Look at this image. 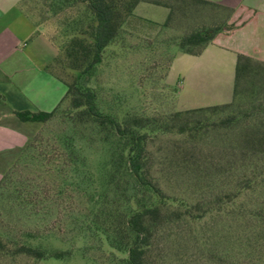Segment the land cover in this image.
<instances>
[{"label":"rangeland","instance_id":"1","mask_svg":"<svg viewBox=\"0 0 264 264\" xmlns=\"http://www.w3.org/2000/svg\"><path fill=\"white\" fill-rule=\"evenodd\" d=\"M46 4L45 0H25L34 21L42 25L61 51L86 26L90 16L82 3L56 15L46 13ZM167 13L164 6L139 2L125 18L119 39L105 50L102 63L84 80L96 91L104 112L118 118L136 113L164 119L176 111L225 102L227 92L230 99L233 84L227 85L228 69L196 83L190 72L193 65L177 61L168 77L171 57L184 55L177 48L178 37L192 28L211 25L226 13L208 7L177 11L165 27ZM227 23H232L231 19ZM61 57L62 54L53 63V69L70 83L77 72L68 68ZM67 106L68 98L58 111ZM65 120L58 113L43 125L32 122L39 125L37 133L42 135V142L34 153L23 155L13 171L16 177H21L20 189L29 186L34 190L35 194L29 197L34 199L35 206H18V198L11 193L16 185L9 181L6 188H0V237L10 245L28 242L47 251L58 249L68 254L63 258L35 260L0 252V264H109L124 256L108 245L104 235L81 223L88 198L64 184L58 172L59 167L66 168L64 158L59 157L63 154L57 148V137L67 127ZM175 130L158 132L148 144L151 177L165 191L172 208L182 206L181 201L192 204L213 200L222 189L220 183L232 189L236 178L250 170L251 167L246 168L243 173L244 166L239 167L236 178L195 176V164L209 163L210 155L221 146L219 135L216 133L214 137L216 131L210 128L208 133L204 132L208 136L198 134L190 139ZM84 152L87 164L96 166L99 154L87 147ZM60 188L64 192L58 195ZM255 211L264 216V177L253 190L242 193L220 212L213 210L200 220L183 219L165 226L153 240L151 259L158 264H264V226L251 217Z\"/></svg>","mask_w":264,"mask_h":264},{"label":"trees","instance_id":"2","mask_svg":"<svg viewBox=\"0 0 264 264\" xmlns=\"http://www.w3.org/2000/svg\"><path fill=\"white\" fill-rule=\"evenodd\" d=\"M141 1L168 8L165 27L177 11L184 13L188 9L208 7L226 13L223 19L211 25H201L183 32L176 45L185 54L199 55L218 33L228 32L234 27L233 23H227L234 12L233 8L210 0H45L48 14L56 15L82 3L90 16L86 26L69 39L63 50L58 48L53 61H58L62 54L67 67L77 74L70 83H66L56 74L51 63L47 70L66 86L61 100L50 111L15 112L21 121L39 122L42 125L58 113L66 118L64 122L67 127L57 137V148L63 154L59 157L64 158L66 168L61 166L58 172L64 184L73 186L88 198L86 210L80 216L85 228L101 233L110 247L124 253L122 258L109 264H158L151 259L150 252L153 240L161 229L183 219L200 220L213 210L220 212L223 206L231 204L242 193L253 190L264 177L263 61L242 53L236 55L229 102L176 111L164 119L136 113L118 118L101 109L96 91L84 80L102 63L105 50L119 39L125 18ZM173 58L174 55L169 66ZM66 98L68 106L58 111ZM174 128L177 133L187 134L190 139L198 134L208 136L204 132L208 133L210 128L216 131L212 134L214 137L216 133L220 137L218 142L221 146L210 155V162L195 164V176L236 178L239 167L244 166L243 173H246V168L251 167L250 170L245 176L236 178L232 189L228 188V184L220 183L222 189L213 200H199L192 204L181 201L182 206L172 208L165 191L151 177L148 144L153 135ZM41 142L42 135L36 133L0 180L1 189L7 187L8 181L16 185L11 193L18 198L20 207H34V199L29 196L35 192L29 186L19 188L21 177H16L13 169L23 155L34 153ZM86 147L90 152L99 154L94 167L87 164ZM63 192L62 188L57 191L58 195ZM251 217L264 226V216L259 211L252 213ZM0 252L11 257L22 255L35 260L63 258L68 254V251L58 249L47 251L40 245L28 242L10 245L2 237Z\"/></svg>","mask_w":264,"mask_h":264},{"label":"crops","instance_id":"3","mask_svg":"<svg viewBox=\"0 0 264 264\" xmlns=\"http://www.w3.org/2000/svg\"><path fill=\"white\" fill-rule=\"evenodd\" d=\"M210 1L233 8V29L217 34L199 55H174L168 77L182 61L193 65L196 83L228 69L226 82L232 85L238 53L264 62V0ZM57 54V44L35 24L25 0H0V178L40 130L32 121L19 120L15 112L50 111L65 94V84L47 70ZM228 96L225 102L232 93Z\"/></svg>","mask_w":264,"mask_h":264}]
</instances>
